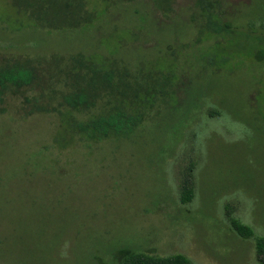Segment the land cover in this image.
<instances>
[{
  "label": "rangeland",
  "instance_id": "rangeland-1",
  "mask_svg": "<svg viewBox=\"0 0 264 264\" xmlns=\"http://www.w3.org/2000/svg\"><path fill=\"white\" fill-rule=\"evenodd\" d=\"M212 1L235 20L221 44L209 34L195 42L194 0H174L168 19L147 4L139 17L110 5L84 31H16L0 20V66H33L43 90L64 89L61 71L77 53L131 72L168 71L176 90L175 103L158 102L136 137L65 148L55 140L58 114L25 116L23 99L5 96L0 264H109L125 245L191 264H256L254 239L237 237L230 218L264 237V59L253 56L257 40H246L264 35V0ZM0 15L13 18L8 0ZM233 46L241 49L224 51ZM189 169L193 199L181 205Z\"/></svg>",
  "mask_w": 264,
  "mask_h": 264
},
{
  "label": "trees",
  "instance_id": "trees-1",
  "mask_svg": "<svg viewBox=\"0 0 264 264\" xmlns=\"http://www.w3.org/2000/svg\"><path fill=\"white\" fill-rule=\"evenodd\" d=\"M8 2L13 18L8 20L0 15V20L9 21L16 31L33 29L48 32L88 30L106 14L110 5L133 8L132 16L139 17L143 13L144 5L147 4L151 13H159L168 19L174 4V0H8ZM100 4L103 10L99 8ZM220 8L221 5L212 0H194V10L189 15V22L196 30L194 36L196 43L203 40L204 34H209L207 41L213 43L221 44L223 41L217 39L221 35L226 40H231L235 20L225 21ZM256 33H249L246 40L248 38L257 40L261 49L254 51L253 56L258 62H262L264 35ZM239 48L224 47V51ZM68 61L65 66L68 67L67 70L61 71L65 79L64 89L59 90H43L44 84L41 83L40 75L31 65L8 62L0 66V104L7 95L18 96L23 99L26 107L25 116L38 113L58 114L60 131L55 140L63 148L75 141L96 144L109 140H130L142 131L158 102L162 103L169 98V101L175 103L176 90L172 83L173 77L168 71L166 73L161 71L160 74L150 69L144 73L131 72L126 64L99 57L97 54L77 53L68 58ZM37 87L40 90H36ZM99 101L103 106L98 107ZM192 182L193 174L189 169L180 191L181 205H186L193 199ZM230 226L232 232L240 239H254L256 264H264V237H255L252 228L236 218H230ZM99 261V264H104V260ZM109 264H191V262L182 254L158 256L152 252H139L125 245L112 250Z\"/></svg>",
  "mask_w": 264,
  "mask_h": 264
}]
</instances>
